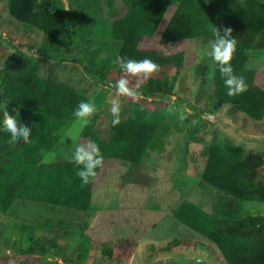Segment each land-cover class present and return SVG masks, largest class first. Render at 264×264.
<instances>
[{
    "label": "trees",
    "instance_id": "16d2710c",
    "mask_svg": "<svg viewBox=\"0 0 264 264\" xmlns=\"http://www.w3.org/2000/svg\"><path fill=\"white\" fill-rule=\"evenodd\" d=\"M122 1L124 7L120 12L107 15L105 6L110 12L111 0H71L68 8L63 0H6V13L9 21L13 19L24 29L43 36L42 45L28 46L41 58H56L55 52L74 32L73 21L78 25L86 21L90 34L81 40L89 64L85 68L98 80L104 79L111 67L121 72L112 63L117 55L136 60L150 58L160 68L182 67L184 53L174 50L175 44L189 39L207 43L214 40L213 25L221 32L230 27L237 40L231 64L235 74L245 78L248 90L238 96H227L218 68L213 64L214 96L218 104L236 107L252 121L264 120V88L246 67L249 52L264 48V0ZM159 28H162L159 43L167 48L144 47L147 40L157 39L154 35ZM109 41L120 43L114 58L108 55ZM99 52H104V56ZM39 65L37 59L20 56L7 70L0 68V79L4 82L0 89V122L4 111L1 105L5 103L6 109L19 108L22 123L32 131L31 143L10 144L9 135L0 130V208L8 211L15 200H23L86 211L99 199L95 185L99 170L96 178L82 188L76 175L77 166L71 159L40 162L39 158L42 151L51 150L58 142L59 130L75 120L73 110L77 105L92 100L69 79H47ZM151 83L152 80L143 89ZM163 121V110L135 102L109 139L95 134L89 140L100 146L104 162L134 169L142 164ZM95 123L96 115L81 130L80 137H90ZM205 153L201 185L218 191L213 203L215 215L190 202L180 204L174 215L189 230L212 243L226 264H264V234L260 231L264 217H238L247 203L264 202V153L246 151L232 141L210 142ZM126 182L127 178L120 173L115 179L116 188ZM63 225L49 223L51 228ZM19 264L34 263L22 260Z\"/></svg>",
    "mask_w": 264,
    "mask_h": 264
},
{
    "label": "rangeland",
    "instance_id": "374dc122",
    "mask_svg": "<svg viewBox=\"0 0 264 264\" xmlns=\"http://www.w3.org/2000/svg\"><path fill=\"white\" fill-rule=\"evenodd\" d=\"M70 3L63 0L65 8ZM111 5L110 12L104 5V14L120 12L124 7L122 0H111ZM6 9V0H0V65L6 59L5 68H0L7 70L20 56L37 59L44 77L69 79L97 108L90 137H80L79 122L69 121L59 130L54 147L40 153V162L71 159L76 145L90 141L95 134L109 139L116 127L110 112L116 93L108 85L115 84L123 73L111 67L104 79L98 80L87 72L85 65L89 64L81 44L83 36L90 34L86 21L80 25L73 21L74 32L55 52L56 58H41L28 46L42 45L43 36L13 19L9 21ZM161 32L159 28L154 35L157 39L147 40L144 47L166 49L159 43ZM210 43L189 39L175 44L172 48L184 53L183 66L160 68L141 86L142 99L136 103L163 110V124L141 165L129 169L105 161L98 169L95 185L99 199L94 207L73 211L15 200L8 211L0 208V264H19L22 260L34 264H226L212 243L174 215L184 202L215 215L213 203L218 191L201 185L208 143L232 141L246 151L264 153V120L252 121L236 107L218 104L214 96V67L206 55ZM119 45L109 41V57H115ZM246 67L264 88V48L249 52ZM151 80L150 87L143 89ZM3 84L0 79V89ZM119 100L122 123L135 102L126 97ZM1 107L4 109L5 103ZM13 109L19 111L18 107L5 110L14 115ZM18 119L23 122L20 112ZM120 173L127 182L116 188ZM245 215L264 217V202L247 203L238 217ZM57 222L63 227H49V223ZM260 231L264 234V221Z\"/></svg>",
    "mask_w": 264,
    "mask_h": 264
},
{
    "label": "clouds",
    "instance_id": "9594fccd",
    "mask_svg": "<svg viewBox=\"0 0 264 264\" xmlns=\"http://www.w3.org/2000/svg\"><path fill=\"white\" fill-rule=\"evenodd\" d=\"M54 10V9H53ZM67 10V9H65ZM37 11V9H34ZM214 40L210 43V50L206 55L217 66L224 87L227 89V96L233 97L243 94L248 90V84L243 76L235 74L231 61L236 52L237 40L232 36L233 29L226 27L223 32L213 25L211 29ZM5 62L0 67L5 68ZM118 66L123 75L115 82L109 83L114 88L116 98L111 100L110 112L112 115V126L115 127L121 122V103L119 97H126L132 102H139L142 99L141 86L154 74L159 73L160 66L150 58L140 60L126 58L117 55L112 61ZM3 111V120L0 122V130L9 135L10 144L31 143V129L18 119L19 111L13 109L14 115ZM97 112L92 102L81 101L73 110V116L79 122V129L82 130L90 123V118ZM71 161L77 166L76 175L79 177L83 188L91 183L97 176V170L103 167L104 156L100 146L93 141L77 144L71 154ZM197 264H200L198 261Z\"/></svg>",
    "mask_w": 264,
    "mask_h": 264
}]
</instances>
